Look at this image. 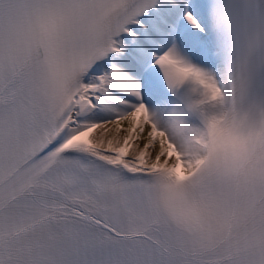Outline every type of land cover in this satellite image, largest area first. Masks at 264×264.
Returning <instances> with one entry per match:
<instances>
[{
    "label": "snow or ice",
    "instance_id": "6c2138e0",
    "mask_svg": "<svg viewBox=\"0 0 264 264\" xmlns=\"http://www.w3.org/2000/svg\"><path fill=\"white\" fill-rule=\"evenodd\" d=\"M211 6L0 0V264H264V161L226 178L160 122L180 69L219 87ZM162 131L191 175L158 166Z\"/></svg>",
    "mask_w": 264,
    "mask_h": 264
},
{
    "label": "bare ground",
    "instance_id": "6f19581e",
    "mask_svg": "<svg viewBox=\"0 0 264 264\" xmlns=\"http://www.w3.org/2000/svg\"><path fill=\"white\" fill-rule=\"evenodd\" d=\"M172 107L173 108H175L176 110H177V108H176V106L175 105H172ZM161 126L162 127H164L165 126V124L167 125V119L166 118H161ZM185 123L190 127V128H194V125L191 123V122H189V121H185ZM189 132V131H188ZM162 133L163 132H159V133H156V132H154L153 133V136H154V138L158 141V145H159V148H160V151L162 152V144H161V138H162ZM191 148L192 149H194V146L193 145H191ZM151 159H149L148 160V162L150 161ZM191 163H189L188 165H190Z\"/></svg>",
    "mask_w": 264,
    "mask_h": 264
},
{
    "label": "rangeland",
    "instance_id": "374dc122",
    "mask_svg": "<svg viewBox=\"0 0 264 264\" xmlns=\"http://www.w3.org/2000/svg\"><path fill=\"white\" fill-rule=\"evenodd\" d=\"M180 123V122H179ZM184 124V123H183Z\"/></svg>",
    "mask_w": 264,
    "mask_h": 264
}]
</instances>
